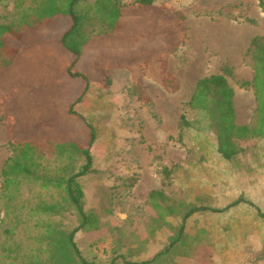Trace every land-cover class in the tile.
Wrapping results in <instances>:
<instances>
[{
  "label": "rangeland",
  "instance_id": "obj_1",
  "mask_svg": "<svg viewBox=\"0 0 264 264\" xmlns=\"http://www.w3.org/2000/svg\"><path fill=\"white\" fill-rule=\"evenodd\" d=\"M119 2L124 3L121 29L91 41L73 68L88 80L82 101L74 105L79 116L66 115L85 86L65 70L74 56L51 37L22 39L13 74L0 75V167L10 155L9 139L86 145V120L96 134L91 171L80 179L90 217L87 228L75 235L85 259L122 264L148 251L156 240L148 231L163 224L147 199L156 186L178 211L188 205L223 208L239 200L222 212L192 214L184 244L169 250L166 261L186 254L188 264H264V140L238 141L236 155L226 160L217 152L206 116L184 108L198 79L227 66L234 94L232 103L218 105L222 127L227 131L233 122L258 121L261 110L255 109L253 89L241 86L254 75L251 39L264 36L258 1L154 0L146 7L134 0ZM136 88L146 100L133 93ZM57 94L58 100L70 94L67 104L48 100ZM181 114L189 126L180 127ZM171 223L174 230L167 228L173 234L180 217H171Z\"/></svg>",
  "mask_w": 264,
  "mask_h": 264
},
{
  "label": "trees",
  "instance_id": "obj_2",
  "mask_svg": "<svg viewBox=\"0 0 264 264\" xmlns=\"http://www.w3.org/2000/svg\"><path fill=\"white\" fill-rule=\"evenodd\" d=\"M257 1L264 12V0ZM134 3L146 7L152 6L154 0H134ZM123 7L124 3L119 0H0V75L4 72L9 76L13 74L19 63L13 64L22 50V39L42 36L58 40L61 47L74 56V60L66 63L65 70L70 76L85 81L84 89L66 108L68 117L79 116L74 105L82 101L88 80L86 74L73 68L91 41L121 29ZM176 47L174 44L171 50ZM248 49L254 60V75L251 80L242 81L241 86L253 89L255 109L261 110L260 114L257 111V117L262 126L258 119L251 125L233 122L227 131L222 127L223 122L216 114L218 105L232 103L234 94L227 80V75H231L227 66L219 74L198 79L189 100L184 103V108L206 116L217 140V152L226 160L236 155L235 148H240L238 141L264 140V36L253 37ZM137 92L136 88L133 93L146 100V96ZM66 95L61 100H58L59 94L56 98L52 95L48 100L67 104L69 96L66 98ZM13 98L16 100L17 97ZM36 99L47 98L38 96ZM146 104L154 116L152 105ZM12 105L17 107L18 103ZM23 121L21 118L19 124ZM84 121L90 131L86 145L74 140L42 138L7 141L10 155L0 167V264H95L84 258L75 240L76 233L86 229L89 222L90 216L83 207L85 194L80 179L91 171L90 149L96 138L92 125ZM179 124L182 128L189 126L184 114L180 115ZM7 132L10 133L9 129ZM164 171L168 172V169L164 168ZM164 197L163 190L155 189L148 192L147 199L157 210L159 219L180 217L177 231L169 237L166 254L179 243L184 244L185 225L192 214L200 210L222 212L239 202L235 200L223 208L188 205L178 211L167 204ZM260 214L264 217V212ZM73 219L78 220L77 225H73ZM166 225L174 230L172 223ZM159 255L138 261L123 260L122 264H154ZM167 256L165 260H168ZM186 256L180 254L170 263L176 264L180 258L188 259ZM115 261L112 259L110 264H116Z\"/></svg>",
  "mask_w": 264,
  "mask_h": 264
},
{
  "label": "crops",
  "instance_id": "obj_3",
  "mask_svg": "<svg viewBox=\"0 0 264 264\" xmlns=\"http://www.w3.org/2000/svg\"><path fill=\"white\" fill-rule=\"evenodd\" d=\"M155 189H157L156 186L151 187V190H155ZM169 223H171V218L167 216L163 219V224L161 226L155 227L154 229H151L150 231H148L147 236L154 237V238H156V240L153 243L150 242V244L148 246V251L143 253L140 256L141 258L139 260H143L146 258H152L156 254H160L158 259H157L158 262L155 261L154 264H156V263H158V264H171L170 261L165 260V257H166V252H165L166 240H162V241L159 240V239L169 238L172 235L170 229H168L169 227L167 228V225H166ZM161 252L163 254H161ZM189 261H190L189 259H185V258L179 259L180 264H188Z\"/></svg>",
  "mask_w": 264,
  "mask_h": 264
},
{
  "label": "bare ground",
  "instance_id": "obj_4",
  "mask_svg": "<svg viewBox=\"0 0 264 264\" xmlns=\"http://www.w3.org/2000/svg\"><path fill=\"white\" fill-rule=\"evenodd\" d=\"M211 1V0H210Z\"/></svg>",
  "mask_w": 264,
  "mask_h": 264
}]
</instances>
